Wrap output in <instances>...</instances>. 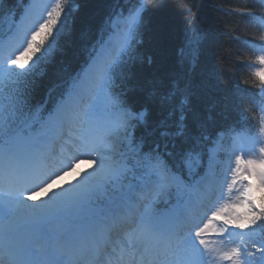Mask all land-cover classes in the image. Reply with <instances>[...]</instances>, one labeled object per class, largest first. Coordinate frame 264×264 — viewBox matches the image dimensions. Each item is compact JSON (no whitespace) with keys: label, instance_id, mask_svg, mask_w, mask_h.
I'll return each instance as SVG.
<instances>
[{"label":"snow or ice","instance_id":"obj_1","mask_svg":"<svg viewBox=\"0 0 264 264\" xmlns=\"http://www.w3.org/2000/svg\"><path fill=\"white\" fill-rule=\"evenodd\" d=\"M19 4V20L0 32V264H264L256 231L264 233V195L254 196L264 192V43L244 80L261 101L245 89L233 101L260 113L259 134L216 133L227 103L208 105L202 81L134 71L148 0H124L126 12L104 21L55 101L37 91L71 40L78 5ZM245 5L229 15L246 18L264 42V0ZM186 11L194 25L199 10ZM196 59L194 49L189 63ZM117 76L132 81L138 109L114 91ZM82 159L91 167L53 187ZM234 190L238 200L220 204ZM232 228L252 231L236 241Z\"/></svg>","mask_w":264,"mask_h":264},{"label":"trees","instance_id":"obj_2","mask_svg":"<svg viewBox=\"0 0 264 264\" xmlns=\"http://www.w3.org/2000/svg\"><path fill=\"white\" fill-rule=\"evenodd\" d=\"M76 4L77 10L71 13V40L63 45L56 64L49 68L37 91V99H47L49 90L52 101L59 97L65 88L66 73L78 71L84 64L86 50L95 41L104 21L117 9L124 8L126 12L130 6L124 0H76ZM237 6L247 5L245 0H148L138 37L135 72L147 79L186 73L196 82L204 83L208 105L218 102L219 109H224L227 103L226 115L217 116L216 133L227 134L230 129L243 128L253 132L259 128L258 113L246 110L247 105L236 106L233 102L237 89H245L256 102L259 98L258 88L245 84L244 80L251 78L249 65L257 55L255 47L261 42L260 29L249 24L246 18L229 15ZM188 7L199 10L194 25L189 22ZM19 9V0H6L4 10L0 11V32ZM194 49L195 66L189 63ZM131 85L132 81H122L117 76L114 91L124 93L129 104L138 109L140 105L134 103V93L128 91ZM136 134L139 136V131ZM262 195L264 192L260 191L257 203Z\"/></svg>","mask_w":264,"mask_h":264},{"label":"rangeland","instance_id":"obj_3","mask_svg":"<svg viewBox=\"0 0 264 264\" xmlns=\"http://www.w3.org/2000/svg\"><path fill=\"white\" fill-rule=\"evenodd\" d=\"M259 134V131H258V133L256 134V135H258ZM258 147H259V145H257V149H258ZM257 155H259V153H258V151H257ZM223 158V157H222ZM91 167V162L90 161H88V160H81L80 161V163H78V164H76V167H75V171H72V172H67L64 176H62L61 178H66V181H64V184L66 183V182H68V181H71L72 179H73V177L76 175V173L77 172H82V170H86V169H88V168H90ZM57 182V181H56ZM55 185V184H54ZM226 187V186H225ZM237 188H239L240 186L239 185H237L236 186ZM256 192H258V191H256ZM255 193V192H254ZM238 197H239V192L238 191H233V194H232V196H231V198H230V200H227V201H224V200H222V201H220V204H223V203H225V202H229V203H231V202H236L237 200H238ZM217 207H219V204L217 205ZM214 210V209H213ZM209 215H210V213H209ZM217 229H219L220 227H223V225L222 224H219V223H217ZM232 230V229H231ZM231 230H230V232H231ZM213 241H216V240H218V237H215V236H213L212 238H211ZM228 239H229V237H225V246L226 247H231V246H233L232 244H228L227 243V241H228ZM231 239H233V240H236V237H235V234H232V232H231ZM219 264H227V262H224V261H219Z\"/></svg>","mask_w":264,"mask_h":264},{"label":"bare ground","instance_id":"obj_4","mask_svg":"<svg viewBox=\"0 0 264 264\" xmlns=\"http://www.w3.org/2000/svg\"><path fill=\"white\" fill-rule=\"evenodd\" d=\"M112 14H114V13H112ZM64 181H66V178L65 179L64 178L58 179L57 182H55V185H53V187H56L57 185H60V184H64ZM40 195H42V194H40Z\"/></svg>","mask_w":264,"mask_h":264}]
</instances>
